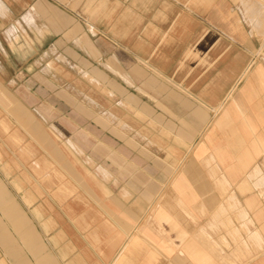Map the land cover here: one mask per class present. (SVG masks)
<instances>
[{"label":"crops","instance_id":"crops-1","mask_svg":"<svg viewBox=\"0 0 264 264\" xmlns=\"http://www.w3.org/2000/svg\"><path fill=\"white\" fill-rule=\"evenodd\" d=\"M263 31L264 0H0V84L20 85L14 94L0 88V138L22 141L13 122L30 137L21 151L30 159L17 161L25 179L13 162L8 176L0 161V264H264V174L251 171L257 147H249L254 158L218 146L207 157L218 118L201 131L199 155L176 171L180 149L166 161L159 147L146 156V146L127 140L139 126L126 124L122 137L107 130L112 151L80 142L93 155L73 160L29 109L34 86L56 83L39 77L38 54L102 64L124 95L140 84L132 70L141 65L176 85L198 70L188 96L224 106Z\"/></svg>","mask_w":264,"mask_h":264},{"label":"rangeland","instance_id":"rangeland-1","mask_svg":"<svg viewBox=\"0 0 264 264\" xmlns=\"http://www.w3.org/2000/svg\"><path fill=\"white\" fill-rule=\"evenodd\" d=\"M258 38L257 50L249 59L251 66L246 76L238 81L232 96L217 111L220 100L213 104L205 102L207 105L201 106L188 96L187 91L191 92L190 81L196 76L198 70H188L185 79H180L179 85H176L173 82L174 78H168L170 76L166 77L158 70L141 65L132 70V76L136 81H140V84H131L130 92L124 95L123 86L114 83L112 78L106 77L104 70L102 71V64L99 65V69H96L86 61L81 63L85 59H75V54H67L75 59V61L67 59V63L64 56L57 55L58 59H55V56L44 58L42 54H38L37 59L40 57V62L37 59L35 62L38 67L37 72L40 71L39 77L44 76L47 79L50 77L52 82L56 83L33 87L32 91L36 92V95L34 94V105L31 104L29 108L30 114L50 132L73 160L75 157L93 155L90 151L83 150L80 142L86 146L91 142L92 146L99 148L100 152L106 153L112 151L108 149L107 143L114 139L107 130L122 137L124 134L121 133L127 132L123 125L126 124L125 127L129 125L132 129L133 125L136 128L139 126L136 130L138 132L141 129L144 136L141 138L137 132L133 131L127 140L134 145L141 142L142 148L146 146L143 148L146 156H149L148 154L153 156V153H156L155 148L159 147L162 156L157 157H162L163 161L172 158L170 152L173 149H180L182 158H173L176 171H183L187 161L193 155H199V148L194 151V146L202 138L201 131L208 132L209 129L205 128L207 123L213 126L218 118L216 122L218 125L214 129L215 141L208 145L205 151L207 157L212 158L214 146L230 149L237 157L251 156L252 149L249 147L254 145L257 147L256 160L254 159L255 164L251 171L264 174V112H260L259 108L262 103L264 104V31ZM184 71L186 70H179L180 73ZM211 71L214 73V70ZM14 75L18 79L22 77L18 71ZM252 75L255 77L254 82L250 81ZM18 87L20 85L13 82L10 85L0 84L1 89L12 94H14V88L16 90ZM141 96H147L148 100ZM39 103L51 112H38L36 104ZM222 112L226 113L222 114ZM2 115L5 116L4 112ZM15 130L22 134V141L13 143L11 146L10 143L8 145L5 143L6 137L0 138L2 153L0 161L9 171L8 176L12 173L10 164L13 162L12 171H18L17 175L25 179L27 173L20 164H17V161L30 159V156H25L21 152L24 145L30 143V137L13 122L11 132ZM143 140L146 141V145ZM252 155L254 158V152ZM3 172L5 176V171ZM27 183L30 184V180H27ZM258 187L264 190V175H261ZM17 200L36 223L29 209L21 203L20 197H17ZM153 206L154 204L151 210Z\"/></svg>","mask_w":264,"mask_h":264},{"label":"bare ground","instance_id":"bare-ground-1","mask_svg":"<svg viewBox=\"0 0 264 264\" xmlns=\"http://www.w3.org/2000/svg\"><path fill=\"white\" fill-rule=\"evenodd\" d=\"M223 103H224V102H223ZM220 104H221V102H220ZM221 106H222V104H221ZM221 106H220V108H222ZM218 110H219V109H218ZM146 213H147V212H146ZM127 235H128V234H127ZM121 250H122V248H121Z\"/></svg>","mask_w":264,"mask_h":264}]
</instances>
